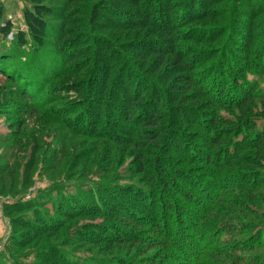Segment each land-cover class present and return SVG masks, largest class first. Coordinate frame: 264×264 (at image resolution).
<instances>
[{
    "label": "rangeland",
    "instance_id": "374dc122",
    "mask_svg": "<svg viewBox=\"0 0 264 264\" xmlns=\"http://www.w3.org/2000/svg\"><path fill=\"white\" fill-rule=\"evenodd\" d=\"M158 2L159 0H153V3ZM200 2L202 3L201 14H207L204 21L202 20L203 22L200 23L203 31L216 30L217 32L218 29L223 31H221V35L217 36L214 44L201 43L195 45L194 49L208 52L213 56V59L207 64H203L199 71H205V69L212 66L209 72L213 71L211 78L219 80L218 77L220 76L218 74H221V64H224L226 68L227 66L231 68L233 67L231 62L239 65L249 62L250 59L252 61L256 60V66L253 69L244 70L243 76L239 75L238 79L245 80L246 86L248 84L247 87L251 88L252 97H250L249 105L257 108L255 114L261 116H258L259 120L255 122V129L250 128L247 124L242 125L241 129L246 127L247 129H244V132L250 130L248 131L249 137L253 140L256 139L257 142L264 141V59L263 61L257 59L264 56V0H200ZM89 3L88 0L82 2L83 5H89ZM31 4H35L40 10H34ZM82 4L78 5L77 8H81ZM0 6L3 13L0 25L4 27L5 23L9 24V28L6 30L7 38L4 40L6 57L1 59L7 65L5 71H3L4 74L0 73V264H56L52 261V254L43 252L42 249L46 247L43 246V243L47 245L55 243L53 244L55 247H51L59 249L64 255L65 261L70 264H130V262L133 264H151V260H157V258V264H192V262L194 264L198 262L207 264L211 261L208 253L212 254V252L220 254L221 264H257L255 262L264 264V157L255 155L256 152L252 151V147L248 148L250 150L239 151V154L246 157V159L260 160L263 168L254 170L252 176H250L256 180L254 181L256 191L249 195L239 191H231L223 185L219 186L216 181H204L200 176V171H194V168H198L199 165L194 157L191 158L190 153L194 152L198 160H202V162L206 154L202 150L200 142L184 135L180 140L183 145H187L184 146L188 152L187 160L196 164L191 166L193 172L188 175L196 178L197 182L193 180L192 183V180L189 182L186 178L184 180L176 177L180 194L171 195L170 200L181 209L176 212L175 216L177 217L169 219L170 217H165L167 214L166 206L163 207V203L156 204L159 223L157 222L152 227L147 220L149 213L142 211L144 203L147 205L149 202H145L146 198L137 197L139 192L136 191V189H145L146 177L137 175L133 161L126 156L118 157L117 163L112 166L109 163L107 164L106 160H103L109 155L110 157L118 156V152H121L123 148H119V151L109 148L104 146L106 142L101 138H95L94 135L76 134L75 131L73 132L66 127V123L74 120L76 131L81 133L84 132V123L87 117L92 122H96L91 112L87 111L86 117L85 115L80 116L87 107H83L86 103L75 99L74 94L70 91L69 84L87 83H84V79L82 81L70 75L74 71L71 73L64 72L67 68L65 66H68V68L76 67L75 63L71 64L70 61L65 59L60 53L61 50L54 49L51 45L46 44L43 34H36V38L32 39V34L29 33L26 23V12L34 13L53 28L63 24L67 29L72 27L67 26L64 20L53 18L50 15L51 11L46 6L50 8L58 7L47 0H35L31 3L25 2V0H0ZM246 8L249 12L255 11L251 18L252 21L245 19L247 16L243 11H246ZM128 9L137 10L131 7H128ZM200 11L198 10L199 13ZM228 13L230 16H228ZM72 14L69 15L66 12L65 16L70 18ZM180 14V11H178L179 16ZM81 18L82 15H78L70 21L82 20ZM240 19L242 20L240 21ZM68 20L66 19V21ZM238 21H240V25H238ZM250 22L253 23L252 28L249 25ZM237 33L246 35L248 37L247 42L238 43L237 38H239V35L237 36ZM109 34L118 36L120 33L109 32ZM128 34L123 33L122 35V39L129 44L125 53L130 57V61L135 64L137 62L136 54L131 50L133 38L127 36ZM22 35H24L23 39H20ZM16 37H19L20 43L16 42ZM201 37H203V34ZM240 37L242 38V35ZM2 42V38H0V44ZM34 42L39 46L37 50L32 44ZM86 42H78L77 49H93V44H86ZM182 44L181 42L179 45L182 46ZM184 45L192 46L187 43H184ZM153 48L156 49L157 47ZM243 48L245 50L249 48L250 54L248 56L247 53L241 50ZM250 55L251 58H249ZM17 57L19 60H14ZM143 58L148 63L157 61L153 56ZM26 66H29L30 70L32 68V70L38 72L40 79L42 78L41 80L46 82L44 84L41 81V85L38 86L33 98L29 97L28 94L34 87L26 90L27 81L22 77L24 75L21 76L18 71L14 70L15 68L19 70L21 67L24 69ZM252 66L253 64L250 67ZM152 70L155 71L154 67ZM166 71V68L165 70L161 69V71L157 70L154 78ZM215 73L217 76H215ZM16 75L21 77H16ZM230 75L231 70L227 69L224 77ZM18 78H21L20 82ZM174 78H171L166 85H170ZM159 81L161 83V80ZM176 84V86H180L181 83ZM205 84L203 83V85ZM227 84L232 88V83ZM143 86L146 87L147 85L143 83ZM160 86L164 87L163 84H160ZM110 88L112 89V86ZM113 88L116 90L119 87L113 86ZM234 90L235 88L233 92H235ZM187 94V92H184V94L180 93L179 96ZM58 96L63 97L59 99ZM50 101L52 102L50 103ZM226 101H228L227 97L219 102L224 104ZM228 102L233 103V100ZM74 104L76 106L80 105L78 112L72 114L69 112L72 110L69 107ZM192 105L193 103L187 104V106ZM33 107L37 108L32 110ZM91 108L93 107L91 106ZM201 112L203 113V111ZM209 112L207 111V114ZM217 114L233 119L234 114H237V112L234 111L231 117L230 113L222 110ZM204 119L207 123L208 118L204 117ZM65 121L66 123H64ZM200 121L201 119H197L196 123ZM106 123L107 119L104 118L101 124L105 125ZM206 127L207 129L201 133L202 135L209 130V126L206 125ZM194 131L197 130L190 129L185 132ZM215 157L217 160L222 161V157L219 155ZM94 161L96 163H93ZM104 166L109 174L101 171ZM207 169L214 170L211 167H207ZM115 172L117 176L122 178L119 182L132 187L131 194L136 199H134V202L126 200V204L130 207V210H133V215H139L143 219L140 226H134L126 219L104 218L103 216H94V213L90 217L77 216L65 222L62 218H58L60 216L56 215L58 213L54 211V208H56L55 202L60 199V196L72 195L69 189L82 186V181L101 184L106 180L107 175H113ZM256 174L258 175L256 176ZM224 178H226L225 183L227 184L232 183L240 188L243 187L240 182L242 177H238L235 173L232 176L225 175ZM198 182H202L204 185H198ZM96 186L93 185L88 188L94 196L98 197ZM133 189L135 190L133 191ZM78 190L74 188L73 194H78ZM183 190L192 192L190 200L182 196ZM97 202L98 200H96ZM108 202L110 203V201ZM220 207L231 211L234 216V221L229 224V226H232L230 232V228H224L227 223L218 221L219 219H217L218 222L214 221ZM127 211V214L124 211L125 216H128L127 218L132 217L131 211ZM115 213L123 215V211L116 208L113 215ZM44 219L51 220L54 223L46 232H43L40 227L42 225H37L41 224ZM208 219L209 222L214 221L215 223L211 224L213 230L202 228L201 230L197 229L194 233L191 224L199 223L198 226L204 227L203 224ZM32 222L34 223L32 224ZM35 224L36 227H34ZM45 226L44 228H46ZM101 226H106L108 230L112 231L113 235L116 234L120 241L110 243L96 240L92 243L84 241L81 237V235L90 236L94 241L100 238V234H103L101 236L105 238V233H101ZM216 241L217 243H215ZM226 242L229 244L226 245ZM41 245L43 248L38 247ZM256 245H262L263 247L250 251L252 249L250 247ZM183 256L190 261H173L176 258L181 260ZM147 259L150 261H147Z\"/></svg>",
    "mask_w": 264,
    "mask_h": 264
},
{
    "label": "trees",
    "instance_id": "16d2710c",
    "mask_svg": "<svg viewBox=\"0 0 264 264\" xmlns=\"http://www.w3.org/2000/svg\"><path fill=\"white\" fill-rule=\"evenodd\" d=\"M47 1L58 7L50 8L46 6L51 11L50 15L53 18L64 20L67 26L72 28L67 29L64 24L53 28L39 19L34 13L26 12V23L29 33L32 34V39L36 38V34H43L46 44L51 45L54 49L61 50L62 52L60 53L65 59L70 61L71 64L75 63L76 67L68 68V66H65L67 68L64 72L71 73L74 71L70 75L77 79H84V83L87 84H83V82H78L74 85L69 84L71 87L70 91L74 94L73 97L75 99L86 103L83 107H87L80 116L85 115L86 117L88 112H91L95 119L94 121H96L92 122L87 117L84 123V132L81 133L76 131L74 120L68 123L65 121L64 123H66L67 128L73 132L75 131L76 134L94 135L95 138L105 140L106 144L104 146L118 151L120 150L119 148H123L121 152H118L119 154L117 153L118 156L110 157L109 155L110 158L107 156L103 160H106L107 164L109 163L112 166L117 163L118 157L126 156L133 161L137 175L146 177L145 189H136V191L139 192L137 197L146 198L145 202H149L147 205L144 203L142 211L149 213L147 220L152 227L157 222L159 223L156 204L159 203L158 205H160V203H163V207L166 206L167 214L165 217H170L169 219L177 217L175 216L176 212L181 209L170 200L171 195L180 194L176 184L178 181L176 177L184 180L186 178L189 182L192 180V183L193 180H196V178L188 175L193 172L191 166L196 164L187 160L188 152L184 148L187 145H183L180 140L184 135L197 140L196 142H200L202 150L206 154L202 162V160H198L194 152L190 153L192 155L191 158L194 157L199 165L198 168H194V171H200V176L204 181L213 180L219 186L223 185L226 189L239 191L247 195L256 191V184L254 183L256 180L250 176H252L254 170L263 168L261 161L254 158L246 159V157L239 154V151L250 150L248 148L252 147V151L256 152L255 155L264 157V141L257 142L256 139L253 140V138L249 137L248 131L250 130L244 132V129L247 128L241 129V126L246 124L250 128L255 129V122L259 120L258 116L261 115L255 114L257 108L249 105L250 97H252L251 88L247 87L248 84L246 86L245 80L238 79L239 75L243 76L244 70L253 69L256 66V60L252 61L250 59L249 62L239 65L231 62L233 66L231 68L230 66L226 68L220 62L221 74H218L220 76L218 77L220 78L219 80L211 78L213 71L209 72L212 66L205 69V71H199V68L203 64L210 62L213 56L208 52L194 49L195 45L201 43L214 44L217 36L221 35V31H223L220 29L217 32L216 30L203 31V27H200V23L207 16V14H201L202 3L200 0H185L184 2H179L181 0H159L158 3H153V0H88L90 2L89 5L82 4L85 0ZM25 2L31 3L35 2V0H25ZM242 3L244 4V2ZM81 4L82 9L77 8ZM32 7L34 10H40L35 4ZM128 7L136 8L137 10L132 11ZM178 11L181 13L180 16ZM66 12L69 15L74 14L67 18L68 16H65ZM81 12L83 13L81 14ZM254 12V10L249 12L246 8V11H243L247 16L245 19L252 21L251 18ZM78 15H82V20L70 21V19ZM2 16L3 13L0 6V19ZM228 16H230L229 13ZM66 19L69 20L66 21ZM240 21H238V25H240ZM249 25L252 28L253 23L250 22ZM4 27L0 25V38L3 41L0 44V73L3 74L7 64L2 62L1 59L6 57L4 40L7 38L6 30L9 28V24L5 23ZM96 31L99 33L97 32L96 34ZM109 32L120 34L118 36L116 34L111 35ZM123 33H129L127 36L133 38L131 50L136 54L137 62L135 64L130 61V57L125 53L129 44L122 39ZM199 34L201 36L203 34V37ZM236 35H239V38H237L238 43L247 42L248 37L246 35L239 33ZM240 35H242V38ZM23 36L20 39H23ZM15 39L17 43H20L19 37ZM80 41H87L86 44H93V49H77V44ZM181 42L183 43L182 46L179 45ZM184 43L192 46H186ZM32 44L36 50L39 48L37 43L34 42ZM250 44L252 45V43ZM155 46L157 47L156 49L153 48ZM241 50L247 53V56L250 54L249 48L246 49L248 51L245 48ZM152 56L157 59L155 63H148L143 60V57L149 58ZM251 57L250 55L249 58ZM16 59L18 57L14 60ZM257 59L263 61L264 56ZM251 62H253L252 67H250L252 65ZM153 67L155 71L152 70ZM165 68L166 72L154 78L157 70L161 71V69L165 70ZM227 69L231 70V75L225 78L224 75ZM14 70L18 71L21 76L24 75L22 77L27 81L26 90L35 88L28 94L31 98L35 97L38 86L41 85V81L44 82V80H41L42 78L40 79L39 73L32 70V68L30 70L29 66L24 69L21 67L19 70L15 68ZM20 75H16V77H21ZM215 76H217L216 73ZM173 77H175L173 82L167 86L166 84ZM20 79L18 80L19 82L21 81ZM211 79L212 81H210ZM159 80H161V83ZM229 82L230 84L232 83V88L228 86L227 83ZM143 83L147 86H143ZM176 83L181 84L176 86L178 85ZM203 83L206 84L203 85ZM160 84H163L164 87L162 88ZM111 86L112 89L110 88ZM113 86L119 87L116 89L117 91ZM233 86L235 92H233ZM189 90L191 92H188ZM184 92L188 94L179 96L180 93L184 94ZM58 97L60 99L63 96ZM225 97H227L228 101L233 100V103L226 101L224 104H220L219 101ZM107 100L108 102H106ZM188 103H193V105L187 106ZM79 105L76 106L74 104L69 107L72 110L69 111L67 109V111L72 114L77 113ZM36 108L33 107L31 109L35 110ZM220 110L230 113V117L234 111L237 114H234L233 119L225 118L217 114ZM207 111H210L209 114H207ZM204 117L208 118L207 123ZM104 118L107 119V123L102 125L101 121ZM57 119L60 120L59 118ZM197 119H201V121L196 123ZM206 125L209 126V130L202 135L201 133L207 129ZM112 129L115 134L112 133ZM190 129H196L197 131L185 132ZM217 155L222 157V161L216 159L215 156ZM93 163H96V161ZM207 167L214 168V170L207 169ZM101 171L109 174L105 166ZM234 173L238 177H242L240 182L243 187L240 188L235 184L225 183V175L229 174V176H232ZM121 180L122 178L117 176L115 172L113 175H107L106 180L101 182V184L82 181V186L74 187L77 190L79 189L78 194L74 195V188H70L69 192L73 196H60V199L55 202L56 208H54V211L58 213L56 215L60 216L58 218H62L64 222L77 216L90 217L94 213V216L98 215L104 218L126 219L133 223L134 226H140L143 219L139 215H133V210H130V207L126 204V200L134 202V199H136L131 194L132 187L119 182ZM198 183V185H204L202 182ZM93 185H97L95 188L98 191V197L94 196L88 188ZM181 194L187 200L192 197V192L190 193L187 190H183ZM96 200H98L97 203ZM115 208L123 211V215L119 213L113 215ZM127 210L131 211L132 217L127 218L128 216H125L124 211L127 214ZM217 212L219 213L216 214L214 221L219 219L218 221L227 223L224 228H230V232L232 226H229V224L234 221L233 214L222 207ZM214 221L209 222L208 219L204 222V227L198 226L199 223L191 224V227L194 233L197 229L201 230L202 228H211L213 230L211 224H215ZM52 223L51 220L44 219L41 224L37 225H42L40 227L43 232H46L52 227ZM37 225L35 224L34 227ZM101 229V233H105V238L101 236L103 234H100V238L94 241H92L90 236L81 235V237L84 241L92 243L96 240L110 243L120 241L116 234L113 235L112 231L108 230L106 226H101ZM122 237L124 238V236ZM44 244L43 246L46 247L42 250L43 252H49L50 255L52 254V261L56 262V264H70L65 261L64 255L59 249L53 248L55 243ZM225 244L229 243L226 242ZM262 245L252 246L250 251L257 248L260 249L264 246ZM38 247L43 248L42 245ZM38 247L36 248L40 249ZM219 255L213 252L212 254L208 253L211 261L207 262V264H221L222 261ZM185 256L181 260L176 258L173 261H190ZM42 259L44 260L43 257ZM147 261L150 260L147 259ZM151 261V264H157L158 258ZM255 263L258 264L259 262ZM130 264L133 263L130 262ZM192 264L194 263L192 262ZM197 264H202V262Z\"/></svg>",
    "mask_w": 264,
    "mask_h": 264
}]
</instances>
